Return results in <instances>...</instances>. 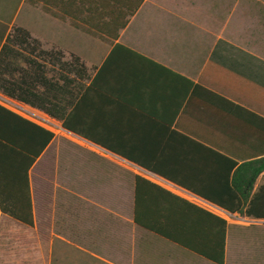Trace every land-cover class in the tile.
<instances>
[{
    "label": "crops",
    "instance_id": "crops-1",
    "mask_svg": "<svg viewBox=\"0 0 264 264\" xmlns=\"http://www.w3.org/2000/svg\"><path fill=\"white\" fill-rule=\"evenodd\" d=\"M195 1L0 0V49L13 27L19 26L42 50H59L64 60L74 54L87 68L86 83L92 81L93 86L80 93L78 124L86 135L65 131L85 152L88 165L110 167L109 183L115 188L118 172L119 176L125 172L129 222L143 233L137 244L142 264L152 245L145 235L215 263L134 224L135 175L226 219L215 209L219 207H205L201 197L175 182L215 183L221 176L216 170L222 160L218 155L237 165L263 155L262 58L214 25L199 28L191 10ZM37 61L49 68L47 76H53L54 65L43 58ZM20 65L26 67L24 62ZM197 85L235 105L205 94ZM40 156L28 172L32 213L31 170ZM141 166L171 173L173 178ZM261 183L262 172L254 188ZM109 211L118 213L117 205ZM226 221L225 261L230 227ZM161 262L166 264L165 258Z\"/></svg>",
    "mask_w": 264,
    "mask_h": 264
},
{
    "label": "trees",
    "instance_id": "trees-1",
    "mask_svg": "<svg viewBox=\"0 0 264 264\" xmlns=\"http://www.w3.org/2000/svg\"><path fill=\"white\" fill-rule=\"evenodd\" d=\"M36 58H43L54 65L53 76L46 75L49 68L47 70L46 65ZM63 58L64 54L59 50H42L40 43L31 38L27 29L13 27L0 49V92L59 121L62 129L85 137L86 134L78 128L79 98L81 91L92 87L93 82L87 85L90 75L78 56L71 54L69 59ZM20 62H24L26 67ZM197 88L235 105L200 85ZM261 120V158L237 165L234 159L217 154L222 159L216 167L221 176L215 183L178 181L175 184L229 213L264 219V117ZM53 137V131L0 104L2 214L33 225L28 172ZM141 167L173 178L171 173H158L154 167ZM261 172L262 183L254 188ZM133 222L190 254L215 264L225 263L226 219L137 175Z\"/></svg>",
    "mask_w": 264,
    "mask_h": 264
},
{
    "label": "rangeland",
    "instance_id": "rangeland-1",
    "mask_svg": "<svg viewBox=\"0 0 264 264\" xmlns=\"http://www.w3.org/2000/svg\"><path fill=\"white\" fill-rule=\"evenodd\" d=\"M195 2L199 28L214 25L264 63V0ZM53 122L54 138L31 170L33 225L0 212V264H142L137 244L143 233L129 222L125 172H118L115 188L110 167L88 165L77 142ZM114 203L118 213L109 211ZM234 215L225 264H264V219ZM145 236L152 245L144 264H161L162 258L166 264H209Z\"/></svg>",
    "mask_w": 264,
    "mask_h": 264
},
{
    "label": "built area",
    "instance_id": "built-area-1",
    "mask_svg": "<svg viewBox=\"0 0 264 264\" xmlns=\"http://www.w3.org/2000/svg\"><path fill=\"white\" fill-rule=\"evenodd\" d=\"M0 104L7 107L8 109L14 111L15 113L21 115L22 117L36 123L39 124L49 130L52 131L51 126H53V124H55L53 122V118H51L50 116H48L47 114L43 113L40 110H37L27 104H24L22 102L13 100L7 96H5L4 94H2L0 92ZM55 121V119H54ZM200 203H202L205 207L207 208H214V205H212L211 203L205 201V200H200ZM216 210H220L222 212V214L225 216L226 219L229 220V217H234L235 215L232 213H229L225 210H222L220 208H215Z\"/></svg>",
    "mask_w": 264,
    "mask_h": 264
}]
</instances>
